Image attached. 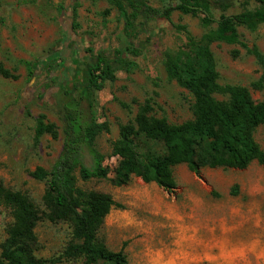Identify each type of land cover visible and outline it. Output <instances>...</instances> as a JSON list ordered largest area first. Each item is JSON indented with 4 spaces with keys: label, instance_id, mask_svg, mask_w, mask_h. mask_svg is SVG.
Returning <instances> with one entry per match:
<instances>
[{
    "label": "rangeland",
    "instance_id": "rangeland-1",
    "mask_svg": "<svg viewBox=\"0 0 264 264\" xmlns=\"http://www.w3.org/2000/svg\"><path fill=\"white\" fill-rule=\"evenodd\" d=\"M146 1L155 9L169 3ZM209 1L214 19L260 6L256 0ZM219 1H225L227 8L223 10ZM74 3L76 27L71 17ZM200 17L174 11L171 22L185 25L192 36L199 37L204 32ZM141 21L135 18L130 28L137 44L128 55L134 66L126 72L115 59L114 51L123 46L121 23L118 10L108 0H0V62L18 75L17 79L0 75V180L43 209L46 182L31 172L51 167L63 139L60 110L64 97L48 93L56 87L51 78L68 71L69 77L62 80L67 85L71 68L79 60L90 61L102 53L116 76L94 94L95 118L109 126V132L96 138V147L105 156L103 163L110 173L105 179L87 181L76 173L78 186L108 193L122 206L110 210L99 238L113 251L123 248L129 264H264V164L253 161L244 169L205 167L199 175L179 164L173 168V192L140 177L122 186L110 183L117 165L112 143L120 126L132 122L141 105L148 102L150 114L171 124L192 118L191 94L169 80L164 69L165 53L184 47V35L161 18L147 21L146 31ZM238 31L249 47H257L264 56V24L254 29L241 26ZM63 33L70 35L69 42H62ZM210 48L220 84L245 87L255 102L264 100V65L239 45L214 42ZM233 50L238 51L236 57ZM23 61L32 62L35 68L47 66L37 69L36 78L28 81ZM40 113L57 125L59 135H44L36 144L34 126ZM254 138L264 149L261 127ZM235 185L237 193L232 194ZM10 221V210L0 205V243ZM35 231L37 257L53 260V264H80V259L62 257L70 236L67 223L42 219Z\"/></svg>",
    "mask_w": 264,
    "mask_h": 264
},
{
    "label": "trees",
    "instance_id": "trees-1",
    "mask_svg": "<svg viewBox=\"0 0 264 264\" xmlns=\"http://www.w3.org/2000/svg\"><path fill=\"white\" fill-rule=\"evenodd\" d=\"M168 1L162 9H155L146 0H108L118 10L121 23L123 46L114 51L118 66L126 72L134 66L128 59L137 44L130 32L133 20L140 17L141 29L146 31L147 21L161 18L174 31L184 35L186 41L184 47L165 53L166 76L186 89L193 99L192 118L179 124L153 116L151 106L146 102L138 108L132 122L120 126L119 136L112 143V155L117 157V165L109 180L114 186L125 185L132 177H140L145 183L152 182L173 192L176 188L173 168L179 164H185L196 175L205 167L244 169L253 161L264 164V149L254 138L258 127L264 133V100L255 102L245 87L220 84L210 48L214 42L239 45L264 65L261 52L255 46L249 47L238 31L241 26L254 29L256 25L264 24V0H256L260 6L254 10L222 13L217 19L210 13L209 0ZM219 4L223 10L227 8L225 1H219ZM71 11L76 27L75 3L71 5ZM174 11L193 16L201 14L204 32L194 37L185 25L173 24L171 15ZM69 36L63 33L62 42H69ZM231 54L236 57L238 51L233 50ZM23 64L28 81L36 78L37 69L47 66L44 63L43 67L35 68L29 61H23ZM0 75L11 79L18 77L1 62ZM70 75L71 82L67 85L62 80L69 77L68 71L53 76L51 82L56 87L48 92L64 97L60 110L61 151L49 169L37 167L31 172L32 177L46 182L43 209H39L25 193L4 186L0 180V205L8 208L11 214L0 243V264L54 263L35 254L38 243L35 229L42 219L69 225L70 236L62 252L63 258L80 259V264H129L123 248L113 251L98 236L110 210L122 206L108 193L78 186L76 177L78 173L82 181L105 179L110 173L103 163L105 156L96 147V138L102 132H109V126L95 118L94 94L106 81L115 80L114 69L109 59L98 53L90 61L79 60L71 68ZM44 135L56 138L59 132L57 125L40 113L34 126L35 143ZM152 144H160V147L154 148ZM231 193H237L236 185L231 188Z\"/></svg>",
    "mask_w": 264,
    "mask_h": 264
}]
</instances>
